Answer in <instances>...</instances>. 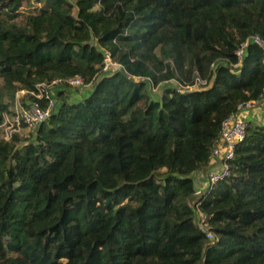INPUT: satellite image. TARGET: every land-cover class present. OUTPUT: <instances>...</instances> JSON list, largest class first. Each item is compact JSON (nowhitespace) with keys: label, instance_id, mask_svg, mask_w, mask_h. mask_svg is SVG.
Wrapping results in <instances>:
<instances>
[{"label":"trees","instance_id":"16d2710c","mask_svg":"<svg viewBox=\"0 0 264 264\" xmlns=\"http://www.w3.org/2000/svg\"><path fill=\"white\" fill-rule=\"evenodd\" d=\"M24 1L0 0V126L20 91L75 76L93 89L60 85L30 138L0 137V264H264V125L201 198L193 177L264 95L263 50L236 56L264 39V0Z\"/></svg>","mask_w":264,"mask_h":264},{"label":"built area","instance_id":"2783aa9c","mask_svg":"<svg viewBox=\"0 0 264 264\" xmlns=\"http://www.w3.org/2000/svg\"><path fill=\"white\" fill-rule=\"evenodd\" d=\"M250 43L257 44L264 52V39L258 35L251 36L245 42L239 46L236 51V56L240 63L243 60L246 49ZM214 67V65H213ZM119 64L113 63L108 57L106 60V69H120ZM62 84H68L72 88H84L89 87L84 84L83 79L80 76H75L68 80L56 79L52 82H45L37 85L36 90L33 92L20 91L22 94L34 97L37 101H31L25 104V106L20 107L15 112L14 117L9 120V114H5L4 123L0 126V137L6 141H11L12 138L19 134L23 128H27L30 131H35L40 124L46 122L49 117L57 111L58 103L56 99V90ZM208 85V81L201 78H197L192 86H187L184 88L187 91L201 90ZM183 88V87H182ZM17 93L18 94L20 93ZM264 99V95L261 100ZM39 101H45L46 107H42ZM263 102V101H262ZM255 102L250 101L248 103H242L238 107V111L232 114L222 125L220 131V141L213 150L210 168L214 165H218L219 169L212 171L207 177V186L205 192L211 188L217 182L227 178L230 173V161L235 157V150L238 144L245 141L247 137V132L249 128V122L240 117L246 110L251 109ZM6 128L4 135L1 134V129ZM203 192L196 197L201 198L205 193ZM200 202L197 201L193 205L194 215L196 222L202 232H204L209 241H214L215 235L209 229L207 224V216L200 210Z\"/></svg>","mask_w":264,"mask_h":264},{"label":"rangeland","instance_id":"374dc122","mask_svg":"<svg viewBox=\"0 0 264 264\" xmlns=\"http://www.w3.org/2000/svg\"><path fill=\"white\" fill-rule=\"evenodd\" d=\"M40 7H41V5L35 3V1L25 0L23 3V6L21 8V11H24L27 14L29 12L36 13L37 9H39ZM163 86H166V85L164 84V85H161L160 87H154V88L152 87V85L151 86L149 85V92H150L153 99H160L161 98L162 92H163V90H162ZM170 86L180 87L176 82H172L170 84ZM92 87H93V85H90L89 87H84V88H74V89H76L74 97L82 96V93L88 92V90L91 89ZM76 98H78V97H76ZM30 101H31L30 97H27L26 95L22 94L21 92L18 94V96L16 95V100L14 102H10V111L8 113L9 114L8 115L9 120H11L14 117L17 109H20V107L25 106V104H27ZM262 101H264V99L263 100H261V99L254 100L253 102H255L254 105H257V104H260ZM7 102H9V101H7ZM5 132H6V128H2L1 134L4 135ZM17 135L21 136L24 139H28L32 135V131L28 130L27 128H23L22 131Z\"/></svg>","mask_w":264,"mask_h":264},{"label":"crops","instance_id":"0c3cea01","mask_svg":"<svg viewBox=\"0 0 264 264\" xmlns=\"http://www.w3.org/2000/svg\"><path fill=\"white\" fill-rule=\"evenodd\" d=\"M89 89L88 91L92 90ZM242 119L247 120L249 123L264 125V101L260 104L254 105L251 109L246 110L243 114L240 115ZM218 165H214L213 167H209L206 170L198 172L194 174V180L197 188V195L202 194L206 190L207 186V177L212 171L218 170Z\"/></svg>","mask_w":264,"mask_h":264}]
</instances>
